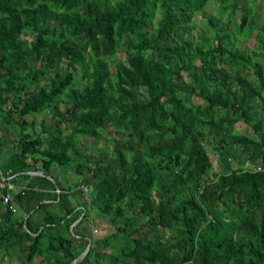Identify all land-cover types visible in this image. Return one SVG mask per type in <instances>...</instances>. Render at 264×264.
Masks as SVG:
<instances>
[{"label":"trees","instance_id":"trees-1","mask_svg":"<svg viewBox=\"0 0 264 264\" xmlns=\"http://www.w3.org/2000/svg\"><path fill=\"white\" fill-rule=\"evenodd\" d=\"M209 1L0 0V168L42 171L35 195L52 200L34 224L0 221V264H71L89 240L75 264H264V23L247 0H215L195 33ZM226 14L244 41L258 29L251 52ZM95 213L113 230L87 238Z\"/></svg>","mask_w":264,"mask_h":264},{"label":"rangeland","instance_id":"rangeland-1","mask_svg":"<svg viewBox=\"0 0 264 264\" xmlns=\"http://www.w3.org/2000/svg\"><path fill=\"white\" fill-rule=\"evenodd\" d=\"M248 3L250 4V8H249V15L250 18L249 20H252L251 16H253V20L256 22L257 20H262L261 22H264V0H259V2L257 1V4L253 2V0H247ZM259 5V9H257V6ZM218 3H216L215 0H210L207 5L201 10L204 12V14H201L202 12L199 11L198 13L195 14L192 22L195 23L196 29H195V33L200 32L203 35H207L209 33V30L206 28V17H210L213 15H216L217 12H221L220 10V6L218 7ZM217 11V12H216ZM206 14V15H205ZM228 14L224 15L221 20L224 23V25L222 27H224L225 30L229 31L230 33L233 34V37L235 38L236 41V45L240 46L241 48L247 50V51H252V49L256 48L255 46V38H254V33L253 35L250 37L249 40L244 41L242 38H240L241 36L245 35L247 33V29H244L241 36H239V32L238 30L235 28L234 23H235V19H237V15L234 16L230 14V17L232 19V23L227 22L226 17ZM260 18V19H259ZM222 22L220 23V26L222 25ZM236 33V34H235ZM238 33V34H237ZM257 45V44H256ZM121 52V51H120ZM118 52V56L123 58L124 57V53H120ZM34 117V119L36 120V122L38 123L42 117H44L46 119V123H48L50 121L49 119V115L48 114H43L40 116L37 115H32ZM29 120L31 118H28ZM236 132L253 137L254 134L251 131V129L245 125L243 122H240L239 124L236 125ZM81 146L84 147H89L92 148V144H93V139L90 137H80L79 141ZM102 142L98 143V146H101ZM81 147V148H82ZM3 149L4 151H9L11 152L13 149L11 147L10 144L7 145H3ZM7 153V152H6ZM210 156L212 158H214V154H212V152L210 153ZM1 162V161H0ZM232 165L233 166H239V167H243V168H251L252 166L248 163H242V164H238L237 160L232 159L231 160ZM215 166L218 168L216 160H215ZM69 168L68 166H62L60 171H59V175L60 177L58 178L59 182L64 181L63 184L65 186H69L73 189L74 187V180L78 177V175L76 173L70 172L69 173ZM66 172V173H65ZM76 196V195H75ZM75 196L70 195L71 199H74ZM96 213L93 214V221L95 224V226L89 227L88 225H84L85 226V230H84V234H86V236L91 237L92 235L95 236V238L98 237H102L106 234H108L111 230H113V226H111L108 221H107V217H103V218H99L96 217ZM92 217V216H91ZM83 229V228H82ZM93 231V234H92ZM67 236H69V233L67 232V234H65ZM0 253L2 254L3 251L1 250ZM0 254V261L2 260ZM15 254V253H14ZM7 259V260H6ZM4 259V264H14L13 262L16 261V257L13 258H6ZM36 259H39L38 257ZM12 260V261H11ZM3 264V263H1ZM37 264H39V262H37Z\"/></svg>","mask_w":264,"mask_h":264},{"label":"crops","instance_id":"crops-1","mask_svg":"<svg viewBox=\"0 0 264 264\" xmlns=\"http://www.w3.org/2000/svg\"><path fill=\"white\" fill-rule=\"evenodd\" d=\"M257 1L259 2V0H255L254 3L257 4ZM256 6H257V9H259V5H256ZM261 21L262 20H257L255 23L257 25H262L264 22H261ZM256 33H258V29L255 30L254 35ZM5 152H7V153L6 154H2V156H0V161L1 162L4 161L6 155L9 153V151H5ZM20 173H23V172H20ZM25 174H29L30 176L29 177H24V178L22 177V178H18L16 180H14L15 181L14 183L15 184L17 183L16 184L17 187H16V190L13 193L12 202L9 205H7V206L2 204V203H0V221H1V223H3L5 225L4 226L5 229L7 227L6 225L11 226L13 223H19V221H22L23 224H24L26 219L29 217L30 214H31L30 218H31L33 224H34V222L41 221V218L39 217V214L36 211V209H37V204L36 203H39L41 200H39V198L37 200V195L38 194L35 195V193H38V192L39 193L40 192L45 193L47 191V188H46V186H45L43 181H38V180H33L32 179L31 176H38L37 174L31 173V172H26ZM22 189H25V190L23 191ZM34 191H37V192H34ZM18 192H20V194H21L20 199L14 197V195L17 194ZM26 192H27V194H26ZM29 196H31V197H29ZM42 201H45L47 203H51L52 200L51 199H43ZM32 206H33V208H32ZM51 207H53V205H51ZM5 208H8L7 210H9V211L14 213V220H12V219L5 220L7 217L4 219V221L1 220L2 215L5 212ZM29 208H30V210L27 211V209H29ZM88 226L92 227L93 225L91 224V225H88ZM78 229H79L80 232L84 233L85 228L82 229L81 227H79ZM92 234H93V231H92ZM87 238H89V237L87 236ZM91 238L95 239V236L92 235ZM14 253L15 252H13L10 256H6V258H8V259L9 258H13L14 259L16 257V261L13 262V263L17 264V261H19V256L16 253L15 254ZM37 257L39 259H36ZM40 259H41V257L38 256V255H35L33 257V261L36 262V263L39 262V264H40Z\"/></svg>","mask_w":264,"mask_h":264},{"label":"built area","instance_id":"built-area-1","mask_svg":"<svg viewBox=\"0 0 264 264\" xmlns=\"http://www.w3.org/2000/svg\"><path fill=\"white\" fill-rule=\"evenodd\" d=\"M15 186L12 176L4 174L0 168V203L6 206L10 204L13 200L12 191H14ZM56 191L59 192L58 189ZM84 191H87V188H84Z\"/></svg>","mask_w":264,"mask_h":264},{"label":"water","instance_id":"water-1","mask_svg":"<svg viewBox=\"0 0 264 264\" xmlns=\"http://www.w3.org/2000/svg\"><path fill=\"white\" fill-rule=\"evenodd\" d=\"M28 172H31V173H34V174H37V175H44L42 171H28ZM46 177L49 179V180H53L49 175H46ZM76 223V222H75ZM74 223V224H75ZM73 224V226H74ZM90 248V241L88 242L86 248L84 249V251L79 255L78 259H81L84 257V255L86 254V252L88 251V249ZM78 259H75L71 264H75V262L78 260Z\"/></svg>","mask_w":264,"mask_h":264}]
</instances>
